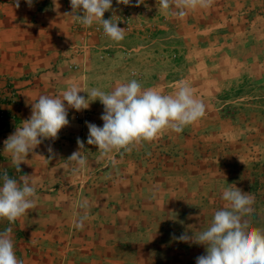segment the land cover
Listing matches in <instances>:
<instances>
[{"label":"crops","instance_id":"obj_1","mask_svg":"<svg viewBox=\"0 0 264 264\" xmlns=\"http://www.w3.org/2000/svg\"><path fill=\"white\" fill-rule=\"evenodd\" d=\"M252 3L255 1L211 0L206 8L187 9L181 18L172 15L174 8L159 11V0H144L139 5L132 2L129 6L113 0L104 18L121 20L118 26L124 28L125 37L116 42L95 30L100 23H80L72 15L70 0H33L31 6L26 0H19L18 6L16 0H0V91L13 84L18 93V102L13 106L16 121L0 136V172L7 170L9 177L17 181L27 176L36 188L34 206L24 215L15 222L0 218V231L12 229L15 255L22 264H189L190 259L201 255L195 250L203 244L191 239L195 231L209 227L211 215L228 204L222 199L227 181L229 187L242 188L238 165L224 179V169L209 167L207 163L225 160L246 166L250 157L239 160L242 153H238L231 160L224 159L226 155L218 147L220 140L219 144L204 143L202 146L213 148L214 152L201 159L195 160L194 151L183 144L175 155L171 134L168 142L167 136L140 140L130 145V150H113L103 155L97 146L87 143V122L97 126L104 123V106L99 99L90 101L89 107L80 111L68 107L65 101L68 125L60 129L57 138L42 139L28 155L22 156L18 169L4 148L5 141L30 118L32 104L41 95L62 98L73 85L110 93L133 79L140 82L142 89L157 91L162 80L165 84L183 83L189 87L208 83L211 78L202 76L204 73H199V77L185 73L176 78L175 70L184 62L189 68L190 59L198 56L192 54L228 36L236 40L225 46V52L231 54L227 58L237 62L238 68L249 66L251 59L240 55L248 51V39L238 38L251 37L254 26L242 24L245 13H238V9ZM259 25L264 28V21ZM192 36L198 38L195 44L187 42ZM142 58L148 60L149 67L143 68ZM164 58L170 70L163 76L157 68ZM251 69L241 78L238 74L223 84L233 87L246 83L240 89L263 84L264 78L255 79L249 74ZM248 75L253 78L247 85ZM218 76L222 80H217L224 81L222 71ZM79 94L86 98L88 95L84 90ZM192 94L205 105V114L199 121L221 113L210 106L212 94H203L202 89ZM218 95L223 96L215 93L213 97ZM250 95L245 97L254 98ZM215 123L203 129L192 125L194 132L185 126L177 134L193 139L197 132H213L218 126ZM167 132L175 131L166 129L164 133ZM78 138L84 141V148L80 149L86 158L83 168L68 158L79 150ZM197 140L192 143L201 146ZM162 149L171 154L160 155ZM83 201H87L86 209L80 208ZM82 215H87L84 228H75L74 219ZM183 230L191 233L187 241L168 237L164 242L165 233L173 236ZM165 244L171 249H162Z\"/></svg>","mask_w":264,"mask_h":264},{"label":"clouds","instance_id":"obj_2","mask_svg":"<svg viewBox=\"0 0 264 264\" xmlns=\"http://www.w3.org/2000/svg\"><path fill=\"white\" fill-rule=\"evenodd\" d=\"M31 6L33 0H26ZM124 5L132 0H116ZM17 6L19 0H16ZM144 0H136V4ZM211 0H159V11L174 8L172 15L183 17L187 9L206 8ZM73 16L83 25L92 26L100 23L104 33L112 41H122L125 37L124 28L116 20L105 19L104 13L111 9L113 0H70ZM82 11L83 14H75ZM87 92V98L79 94ZM91 97V99H89ZM99 101L104 106L101 115L102 126L87 122L89 133L87 143L97 146L103 155L113 150H130V145L140 140L150 141L165 129L177 133L184 127L202 118L205 105L193 97L190 87L181 84L175 95H164L154 89H142V85L133 79L120 84L112 92L106 93L99 88L87 90L76 85L64 91L63 97L41 95L32 104V114L21 127L5 141V149L12 155L13 162L18 166L21 158L28 155L34 146L45 138H57L60 129L68 125V111L65 105L77 111L89 107L90 101ZM79 150L73 152L70 160L81 168L86 165V158L80 152L84 141L77 139ZM51 151V149H49ZM27 176L21 181L5 174L0 183V218L15 222L34 206L36 188ZM254 193L232 186L222 191V199L228 205L216 210L209 227L202 231L195 241L205 244L206 252L196 258V264H264V231L252 224H247L241 216V210L250 209ZM87 201L80 208H87ZM87 215L74 219L75 228L83 229ZM12 229L0 231V264H22L15 255ZM193 238V237H192ZM190 239L188 235L179 237Z\"/></svg>","mask_w":264,"mask_h":264},{"label":"rangeland","instance_id":"obj_3","mask_svg":"<svg viewBox=\"0 0 264 264\" xmlns=\"http://www.w3.org/2000/svg\"><path fill=\"white\" fill-rule=\"evenodd\" d=\"M255 3H252L253 9L251 12L250 10H247L244 15L247 14L246 17L243 18V22L245 20V24H250L254 26L253 29H251L252 36L246 38L245 36L239 37L238 40L240 41H246L248 39L246 45L248 46V51L245 50L240 55L243 57H247V59H251L249 66L252 68L250 75L253 74V77L257 78H264V28H261L259 24H262L264 21V0H254ZM256 4V5H255ZM250 5V4H249ZM239 15V16H244ZM240 18L239 20H241ZM251 26V27H252ZM260 27V28H259ZM233 28V27H232ZM193 38L188 40L187 42H193L195 44L194 40H197L196 36H192ZM224 40L220 43H213L211 44L212 47L203 46L201 51H196V53L192 54V57L194 55H198L196 58L190 59V67L186 68L188 66V63L184 64L182 66H179L175 70V77L178 78L180 76H184L185 73H190L191 76L199 77L197 76L200 74H205L202 76L210 77V81L208 83H202L200 85H191L190 87L193 88V91H197L199 89H202L203 94L210 93L213 96L218 94L217 97L210 98V106L211 108H217V110H220L221 113L217 115L216 117L213 116L210 120H204L199 119L190 125H187L189 129H192V132H194V129L198 126H201V129L205 128L204 126L214 125V122L217 121L218 126H216L212 131H203L202 133L197 132V136L193 139L188 140H197L198 143H202L201 146L206 143L214 144L215 142L218 143L220 140V144L218 147H220L221 151L223 152V155H226L224 159L231 160L235 154L242 153V156L239 157V160H243L244 158L250 157V162L252 160H255L257 162H260L261 164L264 162L262 158H264V83L261 85H254V87H251L249 85V80L253 78L252 76L248 75L246 76V79H248L247 87L244 88H238L239 86L246 85V83H243L241 85L236 84L233 87H230V84H223V82L230 81L231 78H236V76H239L240 78L248 74L247 72L250 71V67L248 68L246 65H243L242 67H237V62L232 63L230 62V59L227 57H231V54L228 52H225L224 49L225 46H230L236 38L228 36L227 38H223ZM237 42V41H235ZM186 43V42H185ZM189 45V44H187ZM222 48L223 46V49ZM204 55L207 57L205 58ZM227 58V59H226ZM246 59V60H247ZM200 60V62H198ZM143 68L145 66L149 67L148 60L146 58H142ZM197 61V66L194 65V62ZM132 65H135L134 62H132ZM167 61L164 58V62L159 63L158 65V72L160 75L166 74L167 71L170 69L167 66ZM185 66V67H184ZM207 68V69H204ZM223 69V70H222ZM154 70V69H153ZM151 70V71H153ZM221 71L224 75V81L222 80V76L220 75ZM231 71V72H230ZM154 72V71H153ZM230 72V73H229ZM133 76V75H132ZM194 78V77H193ZM216 78V79H215ZM197 79V78H194ZM219 79V80H217ZM162 80V79H160ZM213 80V81H212ZM256 81V80H255ZM160 87L158 92L164 95H175L177 91L179 90L180 84H165L162 81H159ZM194 87L196 89H194ZM224 88V89H223ZM232 88L230 91L229 89ZM227 92V93H226ZM229 92V93H228ZM226 93V94H225ZM250 94H253L252 97ZM248 95L247 97H245ZM244 98H243V97ZM240 98V99H239ZM192 125L195 126V128H192ZM220 125L222 126V130H220ZM166 131L163 130L161 133H159L158 136L153 138V140L157 138H165L166 142L173 139L174 146L176 147V150L178 151V147L180 144L185 143V136L184 135H178L177 132L173 133H164ZM216 131V132H214ZM172 135V138H169V135ZM189 135V134H187ZM174 137V138H173ZM217 138V140H216ZM208 148V147H205ZM204 150V149H203ZM238 151V152H237ZM206 152H214L213 148H209ZM255 158V159H252ZM235 162V161H234ZM225 164L220 169H224V179H228V173H231V170L236 167V165L240 166L238 163H223ZM254 165V166H253ZM250 163L248 166L250 167H256L259 171L264 172V165H256ZM211 167L210 165H208ZM244 170V169H243ZM230 186V183L227 181L225 184V189ZM229 203V202H228ZM261 211L263 212V218H264V207H261ZM260 211V213H262ZM247 222L251 221V218H247ZM254 220H252V223L254 226H256V223H253ZM257 227V226H256ZM258 228V227H257ZM261 231H264V229L258 228ZM199 233L204 231L203 228L197 230ZM202 244V243H201ZM206 245H201L200 248L195 250V253H201L205 254L206 252ZM178 252V251H177ZM199 255V254H196ZM200 256V255H199Z\"/></svg>","mask_w":264,"mask_h":264},{"label":"trees","instance_id":"obj_4","mask_svg":"<svg viewBox=\"0 0 264 264\" xmlns=\"http://www.w3.org/2000/svg\"><path fill=\"white\" fill-rule=\"evenodd\" d=\"M253 9H255V8L252 7V4H250V5L248 4L246 6L243 5L238 9V13L246 12L247 10H250V12H251ZM246 16L247 15H245L244 17H246ZM244 22H242V24H244ZM236 27H238V24ZM17 102H18V93L16 92V88L14 87L13 84H7L5 86V89L0 91V136H4L10 130L12 125L15 123L16 117H17V112L14 110L13 106L15 104H17ZM192 141L193 140H188L187 138H185V143L183 144V147L190 148L194 151V155H192V156L195 160L198 158L201 159L202 157L206 156L209 153V152H206L208 150V148H205L204 146H199V145H198L199 147L195 146L194 143H192ZM157 147L160 148L163 146L158 144ZM0 149H1V144H0ZM180 149H181V147L179 146L178 151H180ZM178 151L174 150L173 154L177 155ZM164 153H165V155H168L170 153V151L167 152V151H164L162 149L160 155H164ZM223 163H226V161L224 160L223 162L217 163V164L208 162L207 165L214 166L217 168H221L225 165ZM250 163H252V165L253 164L264 165V162L261 164L260 162H257L255 160H253ZM248 165L238 166L239 168H238L237 172L239 174L238 176H241V179H242V189H247V190L253 192L255 195H254V200L251 202L252 207L250 209L241 210V216L247 224H252L250 222H252V220H254L253 223H256V226L258 228L264 229V218H263V212L261 211V207H264V191H263L264 190V172L259 171L256 167L253 168V167H250ZM5 174H7L9 176V173L7 170H5L3 172L1 171L0 172V179H2ZM234 179H235V177H234ZM225 202L228 203L227 201H225ZM227 205L228 204H225V206H227ZM225 206L223 205V207H225ZM260 211L262 213H260ZM211 216H214V214H212ZM247 218H249V219L251 218V221L247 222V220H248ZM185 234L188 236L191 235V233H189V230H183V231H180L178 233L174 232V234H172L173 236H168L167 233H165V238H164L165 241L164 242L169 240L168 237L181 240V239H179V237H181L182 235H185ZM199 234L200 233L198 231H195L193 238H191L192 241L196 242L195 239H196V237H198ZM181 241H184V240H181ZM196 243H199V242H196ZM193 245H196V244H193ZM165 246L167 247L168 250L171 249V246L168 244H165L164 246H162V249H165ZM180 251H183V250H180ZM185 251H187V250H184V252ZM188 251H190V250H188ZM179 253H182V252H179ZM185 254H186V252H185ZM170 258L173 260L172 257H170ZM188 262H189V264H196V259H190V261H188Z\"/></svg>","mask_w":264,"mask_h":264},{"label":"built area","instance_id":"obj_5","mask_svg":"<svg viewBox=\"0 0 264 264\" xmlns=\"http://www.w3.org/2000/svg\"><path fill=\"white\" fill-rule=\"evenodd\" d=\"M132 2H136V0H132ZM132 2H131V3H132ZM125 6H129V5H125ZM105 13H107V11H106ZM105 13H104V14H105ZM115 20H116V23H117V24H120V23H121V20H119V18H115ZM95 30H96L97 32H99V33L105 34L104 31H103V26H102V24H101V25H97V26H95Z\"/></svg>","mask_w":264,"mask_h":264}]
</instances>
